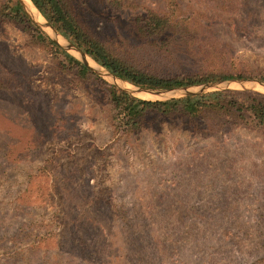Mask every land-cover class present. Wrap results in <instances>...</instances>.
Returning a JSON list of instances; mask_svg holds the SVG:
<instances>
[{"label": "rangeland", "instance_id": "rangeland-1", "mask_svg": "<svg viewBox=\"0 0 264 264\" xmlns=\"http://www.w3.org/2000/svg\"><path fill=\"white\" fill-rule=\"evenodd\" d=\"M161 1L125 0L99 31L128 49L119 24ZM177 2L203 33L183 50L200 48L207 67L264 74V0ZM0 80L11 82L0 89V264H264L260 129L215 131L177 115L147 117L138 132L117 128L106 85L8 19Z\"/></svg>", "mask_w": 264, "mask_h": 264}, {"label": "trees", "instance_id": "trees-1", "mask_svg": "<svg viewBox=\"0 0 264 264\" xmlns=\"http://www.w3.org/2000/svg\"><path fill=\"white\" fill-rule=\"evenodd\" d=\"M43 17L60 33L78 45L88 56L115 75L138 87L173 88L202 84L217 79L255 78L264 81V74L247 65L223 69L206 63L200 52L183 50L186 44L202 42V29L190 17L182 16L177 0H163L142 10L137 6L131 19L119 28L125 29L129 48L114 44L99 31L105 21L117 11L127 8L125 0H31ZM0 20L23 22L60 53L70 67H76L85 76L92 75L104 87L111 106L113 124L125 131L143 130L150 124V116H180L198 127L204 124L210 130L251 126L264 133V95L255 92L222 90L208 94L189 95L165 101H146L130 96L114 85H109L90 69L51 40L30 19L19 0H0ZM117 36H120V31ZM161 39V41H160ZM167 41L169 47H164ZM181 44V46H178ZM157 47L143 51L146 47ZM172 46V48H171ZM164 51H162L161 49ZM192 61V66L186 61ZM11 88V82L0 80V89ZM148 117V118H147Z\"/></svg>", "mask_w": 264, "mask_h": 264}, {"label": "water", "instance_id": "water-1", "mask_svg": "<svg viewBox=\"0 0 264 264\" xmlns=\"http://www.w3.org/2000/svg\"><path fill=\"white\" fill-rule=\"evenodd\" d=\"M25 9L30 19L54 42L70 51L72 55L79 60L82 64L86 65L89 69L98 73L104 74L109 80L122 91L130 94L132 97L146 100V101H158V97L169 96L170 99H177V97H186L189 95L208 94L220 90L222 87L228 84H237L243 87L245 90L262 91L264 90V81L262 80H246V79H224L214 82H207L193 86L186 87H173V88H141L145 92L151 93L150 96H141L131 90L128 86V82L112 73L106 67L88 56L78 45L66 38L60 33L49 21L44 17L42 23L37 16L33 15L29 10V7L25 0H19ZM32 2V1H31ZM33 3V2H32ZM34 4V3H33ZM37 8V7H36ZM39 11V10H38ZM40 13V12H39ZM41 16H43L40 13ZM45 25V26H44Z\"/></svg>", "mask_w": 264, "mask_h": 264}, {"label": "bare ground", "instance_id": "bare-ground-1", "mask_svg": "<svg viewBox=\"0 0 264 264\" xmlns=\"http://www.w3.org/2000/svg\"><path fill=\"white\" fill-rule=\"evenodd\" d=\"M29 10L32 12L33 15L37 16L38 19L43 23L44 22V18L43 16L40 15L38 9L36 8V6L31 2V0H25ZM45 26V25H44ZM129 87L131 88V90L141 96H150L151 93L145 92L143 91L141 88L133 86L131 84H129Z\"/></svg>", "mask_w": 264, "mask_h": 264}]
</instances>
